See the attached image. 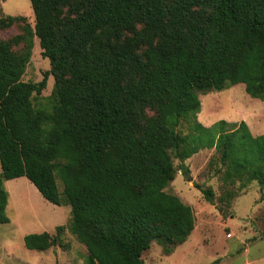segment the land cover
<instances>
[{
    "label": "trees",
    "instance_id": "trees-1",
    "mask_svg": "<svg viewBox=\"0 0 264 264\" xmlns=\"http://www.w3.org/2000/svg\"><path fill=\"white\" fill-rule=\"evenodd\" d=\"M30 4L34 25L23 37L27 50L37 37L49 69L23 81L24 56L0 39V224L9 221L4 182L21 176L45 200L69 205L70 218L55 235L25 234L26 249L60 243L65 227L86 248L83 264H144L153 240L182 243L193 210L165 187L173 159L187 180L184 161L202 149L215 150L225 182L264 186V134L252 135L243 120L197 118L199 93L242 83L264 100V0ZM49 75L54 102L46 111L32 97ZM194 187L213 203L210 186Z\"/></svg>",
    "mask_w": 264,
    "mask_h": 264
},
{
    "label": "rangeland",
    "instance_id": "rangeland-1",
    "mask_svg": "<svg viewBox=\"0 0 264 264\" xmlns=\"http://www.w3.org/2000/svg\"><path fill=\"white\" fill-rule=\"evenodd\" d=\"M8 16L21 18L5 26ZM27 24L34 25L30 0H0V39L9 44L14 54L24 56L21 79L38 82L49 69V60L42 55L36 36L32 37L27 50L23 37ZM53 83L49 75L41 93L33 94L32 103L36 108L51 110ZM199 99L201 107L197 118L204 125L219 119L243 120L252 135L264 134V100L250 97L242 83L220 91L199 93ZM145 115L152 116L155 112L147 110ZM179 163L173 159L177 171L165 191L191 206L194 228L182 243L153 240L142 253L144 264H264V186L245 177L225 182L223 167L213 148L202 149L184 161L190 170L187 180L178 169ZM194 183L214 190L213 203L205 200ZM57 184L61 191L58 179ZM4 186L8 193L5 212L9 221L0 224V264L84 263L86 248L66 227L61 242L46 250H28L23 244V236L28 233L47 231L55 235V227L65 226L69 221V205L45 200L24 176L6 180Z\"/></svg>",
    "mask_w": 264,
    "mask_h": 264
}]
</instances>
